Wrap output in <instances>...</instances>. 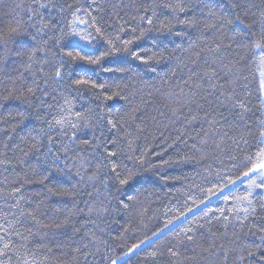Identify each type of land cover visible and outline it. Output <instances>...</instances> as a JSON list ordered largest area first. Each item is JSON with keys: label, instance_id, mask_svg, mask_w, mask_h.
<instances>
[{"label": "trees", "instance_id": "trees-1", "mask_svg": "<svg viewBox=\"0 0 264 264\" xmlns=\"http://www.w3.org/2000/svg\"><path fill=\"white\" fill-rule=\"evenodd\" d=\"M41 2H47V0H41ZM57 2L71 4L73 9L77 5L84 7L91 5L94 8L96 4H99L104 21H111V26L105 24V27L113 35L118 33L121 39H131L132 35L127 29L129 25L136 24L133 16L144 14L143 9L137 12V6H147L154 2L160 4L168 0H95V3L93 0H57ZM20 3L27 7L32 0H0V28H5L6 23L13 16L22 12V9L15 7ZM255 3L261 4V0H255ZM42 11L44 22L47 23L50 14L47 10ZM251 11L256 9L253 8ZM161 12L163 10L157 8V15L163 19ZM68 19L70 22L72 17L69 15ZM59 26L62 27L63 24ZM187 31L192 35H185L183 38L167 37L168 48L172 54L165 53L163 58L155 55V61L158 62L142 64L124 53L105 60L103 66L82 63L74 66L75 72L79 75L90 76L97 84H105V92H107V86L120 84L128 96L127 100L119 98L107 100L101 97L95 103L89 99L91 93H86L79 99L70 98L73 99L77 108L87 100L90 107L97 108L99 105L97 110L107 118L129 120L122 133L123 142L120 146L122 166L126 164L139 168L136 158H143L146 164L154 165L148 171L141 169L130 184L122 190L125 198L131 195L140 202L138 208L129 210L127 213L117 212L107 219L97 218L94 213L89 214V202L94 204L95 200L86 193L93 189L86 178L81 181L77 175L81 160L71 152L68 153L71 159L67 167L61 164L59 169H50L48 173H44L45 157L36 153L31 147L33 143L31 137H27L26 140L21 138L22 129L24 133L32 129L39 131L41 127L47 129V125H43L41 121L51 120L55 114L54 110L47 107L42 109V115L38 119L26 122L25 128L24 124H19L17 119H14L15 114L10 111L8 105L0 107V122H2L0 123V161H6L0 163V224L9 228L8 222H11L25 235H29L28 229L31 228L33 234L29 236L27 243L37 253L40 264H110V261L114 259L117 260V264H125V261L127 264H143L144 257L153 250H159L162 253L157 257L156 264H239L237 255L232 251L233 245L229 243L233 232L241 233V241L245 245L261 242L260 238L264 236V232H258L257 229L264 228V209L261 208V205H264V190L252 191L250 199L257 213L249 217L242 230L237 226L236 217L242 218L244 213L236 211L240 206L236 198L247 194L249 182L238 181L236 185L226 188L223 193L220 192V188L229 183L230 179H236L238 175L239 169L232 166L231 157L243 158L248 152V147L242 143L237 146L233 143V139L228 137L224 138L221 148L216 147V143H220V135L227 126L219 116H216L217 119H221V124L216 125L220 132H213L205 119V112L211 113L219 104V100L215 96H209L208 101H203V109L193 107L189 114V108H184L179 119L172 115V109L177 107L174 100L188 94L190 86L195 89L197 84L201 85L197 99L201 95H206L204 89H208L209 85L201 79L205 70L204 60L206 56L211 55L208 52V46H214V42L221 39L218 34L215 36L208 33L201 34L196 29ZM224 31L225 39L231 37L232 26L225 27ZM56 35L60 33L57 32ZM155 35L154 32L148 33L143 39L131 45V48L138 51L141 56L152 57L157 51L153 45ZM192 45L196 47L193 48ZM201 45H203L202 50ZM106 48L107 44L104 41L85 46L86 52L91 55H99ZM46 56L47 60L53 61L55 50L49 47ZM223 56L225 62L232 58H239L235 52L230 53L227 50L223 52ZM244 62L247 66L243 69L240 82L247 84V91L251 94H246L243 88L238 91L248 102L250 108L248 116L255 130L261 115L259 111L261 99L257 91L259 72L264 69L259 66L258 59L255 64L247 60ZM125 66L129 70L123 73L103 70V67L118 69ZM47 67L48 65H45L46 69ZM190 69H196L199 75ZM21 71H23L22 68ZM244 76L248 79L244 80ZM14 103L10 102V104ZM60 103H63L62 97ZM133 108L136 109L135 119L131 120L129 113ZM192 116H196V120L189 123ZM32 134L35 135V132ZM50 134L56 138L53 143L58 148V139L62 133L53 128ZM86 134L87 130L77 132V144L82 145ZM231 135L233 138H239L240 133ZM212 136H216L215 143L211 139ZM88 138H91L90 134ZM36 139L39 140L40 136ZM247 139L250 144L254 143L251 137ZM128 140L132 141L131 145L128 144ZM202 140H208V143L203 144ZM44 142L47 143L46 136ZM21 148L27 154L22 153ZM165 160L168 163H162ZM73 162L76 163V167H73ZM85 166L88 167V165ZM97 166L96 161L93 160L91 170L94 171ZM15 187H20L21 192L12 195ZM201 199L208 204L196 208V204H200ZM206 206L211 207L212 211L205 213ZM189 207L194 208L195 211L189 213L185 219L176 221L160 237H153L151 247L144 245L138 250V254L125 257V260L118 259L124 256L133 244L148 239L154 231L163 228L165 223L176 220V216L186 212ZM22 212L33 213V217L24 218L23 226L17 221V217H21ZM140 212H144V215L141 216ZM69 215L72 219L70 225L55 227L56 223H61L64 217ZM225 216L228 217L227 220L224 219ZM34 219L52 227L43 228L34 225ZM198 225H204V227L198 228ZM189 227L195 230L189 235H193L203 249H208L214 244L211 252H202L201 248H197L194 260L191 245L185 243L177 247L178 256H170L167 248L175 243L178 234H182ZM75 228H79L80 231L75 232ZM61 233L72 235L77 243L71 244L66 236L60 235ZM213 233L215 235H212ZM12 236L16 239L14 233ZM88 238L96 243H88ZM179 238L183 236L180 235ZM85 243H87L86 248ZM220 244H224L225 247L220 249L218 247ZM15 247L14 244L13 249ZM225 255H227L226 260ZM29 259H31L30 256ZM0 260H4L5 264H19L15 256L11 257V261L7 257H0Z\"/></svg>", "mask_w": 264, "mask_h": 264}, {"label": "snow or ice", "instance_id": "snow-or-ice-1", "mask_svg": "<svg viewBox=\"0 0 264 264\" xmlns=\"http://www.w3.org/2000/svg\"><path fill=\"white\" fill-rule=\"evenodd\" d=\"M15 7L22 9V12L13 16L6 23L5 28H0V107L8 105L10 111L15 114L14 119H17L19 124H24L25 128L27 127L26 122L38 119L42 115V109L47 107L55 111L51 120L41 121L43 125H47V129L41 127L39 131L32 129L27 133H24L22 129L21 138L26 140L27 137H31L33 141L31 147L36 153L45 157L44 173H48L50 169H59L61 164L67 167L71 159L68 156L69 152L81 160L77 175L81 181L87 179L93 191L86 194L95 200L94 204L89 202V214L94 213L100 219H107L117 212L127 213L129 210L138 208L140 203L138 199L131 195L125 198L122 190L130 184L141 169L148 171L154 165L146 164L143 158H136L139 168L126 164L122 166L120 146L123 142L122 133L129 120L107 118L97 110L99 105L97 108L90 107L87 100L77 108L73 99L70 98L79 99L86 93H91L89 99L95 103L101 97L107 100L114 98L127 100L128 96L120 84L107 86V92H105V84H97L90 76L79 75L75 72L74 66L79 63L103 66L105 60L124 53H127L133 60H139L140 63L147 65L158 62L155 61V55L163 58L165 53L172 54L168 48L167 37L169 36L181 38L185 35L191 36L192 33L188 32V29H196L201 34L208 33L214 36L218 34L221 39L215 41L214 46H208V52L211 55L206 56L204 60L205 70L201 79L209 85L208 89H204L206 95H201L197 99L201 85L197 84L195 89L190 86L188 94L181 95L174 100L177 107L172 109V115L179 119L184 108H189V114L193 107L203 109V101H208L209 96H215L219 100V104L213 108L211 113L205 112V119L213 132H220L216 125L221 124V119L227 126L220 135V143H216V147L221 148L225 137L233 139V143L237 146L242 143L248 147V152L243 158L231 157L232 166L239 169L237 178L230 179L229 183L220 188V192L223 193L226 188L236 185L238 181L240 183L249 182L247 194L236 198L240 202L236 211L244 213L242 218L236 217L237 226L241 230L246 226L249 217L257 213V209L250 199L252 191L255 189L264 190V70L259 72L257 91L261 99L259 109L261 115L255 125V130L248 116L250 111L248 102L242 98L238 90L243 88L246 94H251L247 91V84L240 82L243 69L247 66L244 61H251L255 64L258 59L259 66L264 69V0H261V4H256L255 0H175V2L168 0V2L160 4L154 2L147 6L139 5L137 12L143 9L144 14L133 16L136 24L129 25L127 29L132 35L131 39H121L118 33L113 35L105 27V24L111 26V21H104L99 4H96L94 8L91 5L88 7L77 5L73 9V5L57 2V0H47V2L32 0V3L27 7L22 3L16 4ZM157 8L163 10L160 14L163 19L157 15ZM253 8L256 11H251ZM42 10H47L50 14L47 23L44 22ZM69 10L72 11L69 12ZM69 15L72 17L70 22ZM60 24L63 26L60 27ZM53 25H57V27H53ZM229 25L232 26V35L225 39L224 29ZM57 32L60 35L57 36ZM153 32L156 34L153 37V45L157 51L152 57L141 56L138 51L131 48V45ZM99 41H104L107 48L99 55L88 54L85 46L94 45ZM49 47L55 50L53 61L47 60L46 53ZM177 47L179 46L177 45ZM192 47L195 48L196 45H192ZM200 48L202 50L203 45ZM225 50L230 53L235 52L239 58H232L225 62L223 56ZM45 65H48L47 69ZM103 70L123 73L129 68L126 66L118 69L103 67ZM190 71L199 75L196 69H190ZM243 78L244 80L248 79L247 76ZM61 97L63 103H60ZM10 102L15 103L10 104ZM57 107L58 111H56ZM135 112V108L131 109L129 113L131 120L135 119ZM216 116L221 119H217ZM195 120L196 116H192L189 123ZM53 128L62 133L58 139V148L53 143L56 138L50 134V130ZM80 130H87L82 145L77 144V132ZM33 132L35 135L32 134ZM41 133L44 135L41 136ZM235 133H240L239 138H233L231 134ZM88 134L91 136L90 139ZM37 136H40L39 140L36 139ZM45 136L47 143L44 142ZM247 137H251L254 143L250 144ZM211 139L215 143L216 136H212ZM131 143L132 141L128 140V144L131 145ZM201 143L207 144L208 140H202ZM5 147L8 146L5 145ZM20 151L27 154L23 148ZM129 158L133 159L134 157ZM93 160L98 165L94 171L91 170ZM5 162L0 161V163ZM162 163H168V161L165 160ZM73 167H76L75 162H73ZM103 169L106 171H102ZM45 179H47L46 175ZM19 192H21L20 187H15L11 194L15 195ZM130 201L133 203H129ZM193 203L195 204V201ZM207 204V201L201 199L200 204H196V208ZM261 208L264 209V205H261ZM193 211L195 209L189 207L186 212L177 215L176 220L169 221L163 228L154 231L148 239L133 244L124 253V256L118 257V259L125 260V257L138 254V250L144 245L151 247L153 237H160L172 224L185 219ZM204 211L207 213L212 209L206 206ZM221 213L223 214V209H221ZM139 214L142 216L144 212ZM27 217H33V213L22 212L21 217H17L18 223L23 226L24 218ZM224 219L227 220L228 217L225 216ZM8 223L9 228L0 224V244H2L0 257H7L11 261V257L15 256L19 264H40L37 253L27 243L29 236L33 234L31 228L28 229L29 235H25L11 222ZM71 223L72 219L69 215L65 216L61 223H56L55 227L60 228ZM34 225L43 228L52 227L49 224H41L39 220L35 219ZM197 227L203 228L204 225ZM74 231L78 233L80 229L75 228ZM194 231V228L189 227L182 234H178L175 243L167 248V253L172 257L178 256L177 247L185 243L191 245L194 260L197 248H201L202 252H211L214 244L210 245L208 249H203L195 237L189 235ZM257 231L264 232V228H258ZM13 233L16 239H13ZM60 235L66 236L71 244L77 243L72 235L67 233ZM84 235L87 237V233ZM180 235L183 238H179ZM260 240L259 244L245 245L241 241V233L233 232L229 243L233 245L232 251L237 255L239 264H264V236H261ZM88 243H96V241L88 238ZM14 244L16 245L15 249H13ZM84 247H87V243L84 244ZM218 247L223 249L225 245L220 244ZM160 255L162 253L159 250L148 252L144 257L143 264H156L157 257ZM226 259L227 255H225ZM0 264H5V261L0 260ZM110 264H117V260H111Z\"/></svg>", "mask_w": 264, "mask_h": 264}]
</instances>
